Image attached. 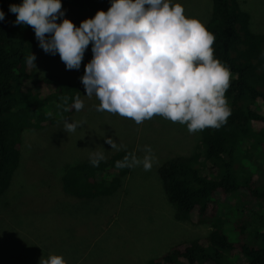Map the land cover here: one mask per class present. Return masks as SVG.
Returning a JSON list of instances; mask_svg holds the SVG:
<instances>
[{
  "label": "trees",
  "instance_id": "obj_1",
  "mask_svg": "<svg viewBox=\"0 0 264 264\" xmlns=\"http://www.w3.org/2000/svg\"><path fill=\"white\" fill-rule=\"evenodd\" d=\"M21 2L0 0L5 15L0 21V195L19 164L24 132L66 119L75 111L74 98L80 96L78 87L60 74L37 71L35 33L26 24H16L15 14L9 11L10 4ZM61 3L64 16L76 26L98 9L106 12L105 0ZM208 6L209 17L203 25L214 35L213 58L230 70L225 96L231 115L218 129L198 131V150L161 162L157 175L175 217L210 229L203 236L172 245L147 264H264V230L245 232L254 223H262L264 187L255 185L243 164L239 167L236 152L250 145L264 152V116L257 108V102L264 107V32L251 30L249 14L238 0H208ZM31 53L36 57L34 64L28 63ZM91 54L89 45L81 63ZM128 152L113 151L98 166L90 164L89 158L65 165L59 177L61 191L84 199L112 195L131 170L115 166ZM239 192L247 199L242 209L232 215L220 212L219 200ZM249 201L260 204L262 215L246 205Z\"/></svg>",
  "mask_w": 264,
  "mask_h": 264
},
{
  "label": "rangeland",
  "instance_id": "obj_2",
  "mask_svg": "<svg viewBox=\"0 0 264 264\" xmlns=\"http://www.w3.org/2000/svg\"><path fill=\"white\" fill-rule=\"evenodd\" d=\"M238 1L249 14L251 30L264 32V0ZM171 2L180 3L186 17H195L202 24L209 17L208 0ZM110 3L105 0L106 11ZM37 53V71H54L73 82L84 107L66 119L24 132L19 164L0 195V264H39L49 254L61 255L66 264H147L149 258L172 245L207 234L208 225L175 217L157 175L161 162L198 150L199 132L189 134L185 125L161 116L137 125L131 118L98 111L100 102L95 96H86L80 79L92 54L78 70H68L58 53H46L39 45ZM257 108L264 116L260 102ZM65 121L79 124L74 132H66ZM109 137L120 149H129L140 158L145 154L143 147L150 145L155 156L151 170L131 168L110 196L84 199L64 194L59 182L64 166L87 159L94 151H103L107 157L116 151L106 142ZM236 152L239 167L243 164L255 185L264 187V152L251 145ZM243 177L239 171V178ZM245 202L239 192L219 200L218 207L232 215ZM246 205L256 207L262 215L259 203ZM259 219L262 223H254L245 232L264 230V215ZM244 239L249 240V235Z\"/></svg>",
  "mask_w": 264,
  "mask_h": 264
},
{
  "label": "clouds",
  "instance_id": "obj_3",
  "mask_svg": "<svg viewBox=\"0 0 264 264\" xmlns=\"http://www.w3.org/2000/svg\"><path fill=\"white\" fill-rule=\"evenodd\" d=\"M15 23L32 27L39 46L58 53L66 69L78 70L91 45L92 58L80 77L86 96L100 102L98 111L131 118L137 125L155 116L185 125L189 134L222 127L231 108L225 96L230 70L213 58L214 35L195 17H186L180 3L171 0H111L108 10L98 9L76 26L64 16L61 0H22L10 4ZM5 18L0 10V21ZM59 18V22H58ZM33 53L28 63L34 64ZM80 111L84 102L74 98ZM79 122L65 121L74 132ZM111 148L119 145L109 138ZM144 156L128 152L116 161L117 168L142 166L150 171L153 149ZM103 151L90 153L98 166ZM39 264H66L61 255L49 254Z\"/></svg>",
  "mask_w": 264,
  "mask_h": 264
}]
</instances>
